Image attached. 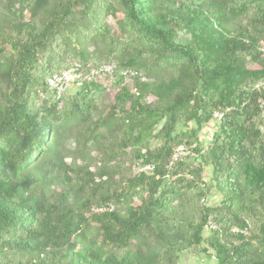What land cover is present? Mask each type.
I'll return each instance as SVG.
<instances>
[{"label":"trees","instance_id":"16d2710c","mask_svg":"<svg viewBox=\"0 0 264 264\" xmlns=\"http://www.w3.org/2000/svg\"><path fill=\"white\" fill-rule=\"evenodd\" d=\"M262 48L264 0H0V264H177L200 245L215 264H264ZM111 61L146 80L46 86ZM138 160L153 172L133 174Z\"/></svg>","mask_w":264,"mask_h":264},{"label":"built area","instance_id":"2783aa9c","mask_svg":"<svg viewBox=\"0 0 264 264\" xmlns=\"http://www.w3.org/2000/svg\"><path fill=\"white\" fill-rule=\"evenodd\" d=\"M264 51V48L261 49ZM120 73L121 76L129 78H138L140 81H145L146 78L137 70L133 69H122L118 70L115 62H103L98 65H88L84 66L80 63H73L68 67L49 75L46 79V86L51 91L55 99H60L64 94L70 92L71 90L79 88L84 82L94 80L96 78H106L112 77L115 72ZM262 84L259 82L254 87L259 88ZM221 114H216L214 117L219 118ZM264 117V114H262ZM185 153V148L180 145L175 149L172 156V160L169 165L172 164L174 160L181 157ZM154 165L151 163H144L142 160H138L131 168L133 174H151L153 172ZM113 209L111 204H106L95 208L96 211H110ZM209 225H211L209 223ZM233 232L246 233L244 230L238 227H232Z\"/></svg>","mask_w":264,"mask_h":264},{"label":"rangeland","instance_id":"374dc122","mask_svg":"<svg viewBox=\"0 0 264 264\" xmlns=\"http://www.w3.org/2000/svg\"><path fill=\"white\" fill-rule=\"evenodd\" d=\"M106 20L111 25L112 29L116 30V26H115L114 19L112 18V16L107 17ZM188 37H189V34L185 31H180L178 33V40L179 41H183V40L187 39ZM88 49L91 51L93 49V47L89 46ZM102 49H104V47H102ZM114 92H115V87H112L107 82L103 83V91L101 92V94L99 96L98 109L96 112H94V118L97 116V114H101L106 107L111 105V103L113 101ZM75 127H76V124H73L71 131L69 132L70 136H73L76 133ZM215 128H216V121L212 120L211 122H208L199 131L198 137H199V140L203 146H206L208 144L209 139L211 137V134L215 130ZM182 129H183V127L181 125L177 126V130H182ZM74 146H75L74 139L72 137H69L64 142V147L67 149V151H73ZM188 154H189V151L186 149L185 153L182 154L181 156L186 157V156H189ZM70 162H72L71 158L67 157L65 159V163L68 164ZM91 169L95 170L96 167H92ZM116 177H117V175H116ZM218 200H219L218 194L214 190H211L208 197L205 198V200H203L204 202L203 201L202 202L205 203L206 205L210 206V205H215L216 203H218ZM112 206H113V208L115 207L114 204ZM186 211L189 214L191 213L189 208H187ZM93 225L96 226L97 224H93ZM206 229L204 232L205 237L209 235L208 227ZM93 230H94V228H93ZM94 231L98 232V235H99L100 231L98 230V227ZM135 243L136 242H134V241L131 242L130 247L132 249L135 247L134 246ZM203 246L204 245H200V246L188 249V250L180 253L177 264H215V259H214L212 251H210V250H208L206 252L203 251L202 250ZM116 252L121 253V250L117 249Z\"/></svg>","mask_w":264,"mask_h":264}]
</instances>
